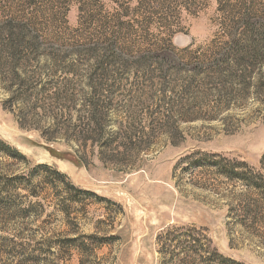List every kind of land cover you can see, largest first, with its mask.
Masks as SVG:
<instances>
[{"label": "rangeland", "instance_id": "rangeland-1", "mask_svg": "<svg viewBox=\"0 0 264 264\" xmlns=\"http://www.w3.org/2000/svg\"><path fill=\"white\" fill-rule=\"evenodd\" d=\"M245 14L264 0H0V264H171V228L264 264V196L188 165L264 176V63L218 64Z\"/></svg>", "mask_w": 264, "mask_h": 264}, {"label": "trees", "instance_id": "trees-1", "mask_svg": "<svg viewBox=\"0 0 264 264\" xmlns=\"http://www.w3.org/2000/svg\"><path fill=\"white\" fill-rule=\"evenodd\" d=\"M245 18L246 25H244L239 41L228 42V46L220 54L218 64L232 62V65L234 63L243 66L250 64L251 67L254 63H264V23L257 18L252 19L250 14H245ZM188 159H191L188 162L189 166L212 171L218 178L229 182L242 183L249 191L248 194L258 191L264 196V176L245 162L232 161L217 155H199L198 153ZM158 240H164L160 243L166 246V249L171 247L166 244V241L180 245L177 254L174 250L170 254L174 257L171 264H176L175 260L182 253H184V258L179 259L182 264H194L197 259L205 264L213 262L214 258L224 264H242L225 258L216 249H213L204 232L196 228H171L164 231Z\"/></svg>", "mask_w": 264, "mask_h": 264}]
</instances>
